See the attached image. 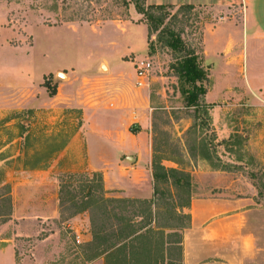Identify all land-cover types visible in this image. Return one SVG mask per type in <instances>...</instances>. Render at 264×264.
<instances>
[{
  "label": "rangeland",
  "instance_id": "1",
  "mask_svg": "<svg viewBox=\"0 0 264 264\" xmlns=\"http://www.w3.org/2000/svg\"><path fill=\"white\" fill-rule=\"evenodd\" d=\"M166 6L178 16L175 30L198 54L206 25L239 11L232 3L231 13L216 14L200 6L185 16V10L178 12L181 7ZM142 20L133 0H0V63L5 75L33 83L43 74L66 70L53 75L58 85L53 98L37 86L11 87L0 94V189L10 185L13 203L11 219L4 224L0 220V251L5 249L2 243L12 246L17 264H105L104 258L88 262L84 256L90 215H79L78 223L60 219V178L101 173L107 198L151 199L157 159L168 170L190 174L193 200L218 199L210 188L230 185L221 199H242V205L247 198L258 205L247 221L224 219L234 222L221 228L226 234L221 241L202 239V230L186 232L195 244L185 257L187 264H264V166L250 159L242 137L245 124L259 113L248 103L243 106V98L225 94L229 85L240 94L243 76L232 70L225 81L217 64L214 76L222 96L216 92L205 100L214 107L207 109L203 125L206 117L198 113L194 120L195 110L186 107L179 81L169 71L171 51L157 43V35L151 40L154 51L149 49ZM144 58L152 61L154 72L148 85L139 88L134 62ZM101 60L110 69L103 64L94 73L75 77L94 70ZM211 87L210 79L208 91ZM215 121L224 135H241L222 144L212 126ZM222 164L230 166V176L210 173L225 172L215 167ZM186 197L183 193L180 198ZM6 262L0 255V264Z\"/></svg>",
  "mask_w": 264,
  "mask_h": 264
},
{
  "label": "trees",
  "instance_id": "2",
  "mask_svg": "<svg viewBox=\"0 0 264 264\" xmlns=\"http://www.w3.org/2000/svg\"><path fill=\"white\" fill-rule=\"evenodd\" d=\"M133 3L147 26L149 49L154 51L151 40L157 35V43L171 51L173 62L169 71L179 81L186 107L195 110L194 120L202 113L206 117L202 123L206 125L207 109L213 105L205 101L210 69L204 66L203 55L184 41L181 31L175 30L173 21L178 22V16L167 12L172 7L147 5L146 0H133ZM195 8L181 6L178 12L185 10L186 16ZM44 80L41 86L49 97H55L58 85L53 84V75ZM225 141L222 144H228ZM154 144L156 148V140ZM215 167L231 172L228 164ZM262 178L264 180V174ZM153 179L151 199H117L106 197L101 173H67L60 178V219L67 222L83 213L90 215L92 240L85 245L86 261L104 258L105 264H184L183 231L191 228V216L182 210L189 208L193 200L191 176L179 170H168L157 159L153 164ZM260 188H264V183ZM183 193L187 197L182 201ZM12 215L11 187L5 184L0 189L1 224Z\"/></svg>",
  "mask_w": 264,
  "mask_h": 264
},
{
  "label": "crops",
  "instance_id": "3",
  "mask_svg": "<svg viewBox=\"0 0 264 264\" xmlns=\"http://www.w3.org/2000/svg\"><path fill=\"white\" fill-rule=\"evenodd\" d=\"M146 1L151 5H173L176 7L187 5L195 7L208 6L211 7L216 14L220 12L226 14L229 13V7L232 3L238 7L239 11H234L235 13H233L231 18H222L217 20L214 24H207L203 30L201 54L203 55L204 63L209 66L212 86L208 91L206 101H209L208 97H210L212 93L217 92V94L222 96L219 93V82H216V78L214 76L217 64L219 67L221 66L220 78L226 79L225 81L229 79L232 70H238V73L243 76V86L239 87L241 89L240 94L230 91L232 85L227 87L225 94L228 96L237 95L238 97L243 98V106L246 107L248 103L249 106L257 108L254 113H259V115H254L255 117H252L253 119L250 118L249 122L245 124L246 132H243L242 137L245 139L244 142L247 147H249V151L251 152L249 155H253L250 159L257 161L258 164L264 166V0ZM1 46L3 47L4 45L1 44ZM9 48L18 49L12 46H9ZM103 64H107L108 69H110L109 64L106 61L101 60L98 62L94 70L89 73H84L83 75H76L75 77L79 79L87 76L88 74L94 73L97 67ZM63 71L66 70L57 69L54 73L51 72L43 74L40 80L31 83L25 81L21 77L18 79L7 77L3 72L2 64L0 63V94L2 93V90L18 86L27 88L38 87L40 89H44L47 93L46 89L41 86L44 83V78L50 75L59 74ZM69 79L71 78L68 75V80ZM2 112L3 110L0 107V114ZM212 126L216 128L214 131L219 139L228 140L233 135H241L240 132H231L234 134L230 133L229 135H224V132H221L218 129L222 128V126L220 125V122L217 121H215V124L212 123ZM244 157L245 156H243V158ZM210 173L215 177H219V175H229L226 172L217 171H210ZM137 183H139V181ZM232 183H234V181ZM135 186L138 187L140 184H135ZM232 187L230 185H215L213 188H210L209 192L214 191V193H216L214 196H217L218 199H208L205 203H202L204 202L202 200L195 199L192 201L191 206L187 209L186 213L191 216V228L185 230L183 238V259L185 264H187L185 260L186 255L191 254L193 249L192 247L195 245L191 241V239H193V235H187L186 232L198 234V230H202L206 233V236L202 239H208L209 236H212L213 239L221 241V239H223L222 237L226 236V234L221 232V228L223 226L231 227V223L234 222L226 220L224 222V219L229 218L237 220L236 218L239 217L240 221H242V219L247 221V215L252 210L253 205H255L254 207L258 206L255 202H252L254 204L248 203L251 201L247 198H243L242 205L238 204L239 202L242 203V199H236L234 201L226 198L221 199V195ZM216 190L217 192H215ZM227 205H229L230 208H227ZM78 218L79 217L77 216L72 219L73 223H78ZM244 229L245 227L243 225V230ZM247 239H249L248 235L243 236V240H245V242ZM7 240L11 241L10 239ZM91 240L92 236L91 233H89L85 243H89ZM3 244L5 243H2L1 247H5V249H3L4 251H0V255L7 258V262L5 264H17L16 254L13 247L8 245L2 246ZM8 250H11V252ZM246 261L247 260L244 262Z\"/></svg>",
  "mask_w": 264,
  "mask_h": 264
},
{
  "label": "built area",
  "instance_id": "4",
  "mask_svg": "<svg viewBox=\"0 0 264 264\" xmlns=\"http://www.w3.org/2000/svg\"><path fill=\"white\" fill-rule=\"evenodd\" d=\"M136 86L144 88L148 85V81L154 72V66L150 59H136L134 62Z\"/></svg>",
  "mask_w": 264,
  "mask_h": 264
},
{
  "label": "water",
  "instance_id": "5",
  "mask_svg": "<svg viewBox=\"0 0 264 264\" xmlns=\"http://www.w3.org/2000/svg\"><path fill=\"white\" fill-rule=\"evenodd\" d=\"M128 160H129V161H131V162L133 161V159H132V158H128Z\"/></svg>",
  "mask_w": 264,
  "mask_h": 264
}]
</instances>
